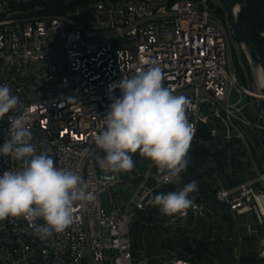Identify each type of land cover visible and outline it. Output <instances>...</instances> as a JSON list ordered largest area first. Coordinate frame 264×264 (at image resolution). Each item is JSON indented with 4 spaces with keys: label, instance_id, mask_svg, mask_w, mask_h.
<instances>
[{
    "label": "built area",
    "instance_id": "obj_1",
    "mask_svg": "<svg viewBox=\"0 0 264 264\" xmlns=\"http://www.w3.org/2000/svg\"><path fill=\"white\" fill-rule=\"evenodd\" d=\"M58 1L0 0V85L22 102L8 115L24 114L37 152L77 172L96 200L77 205L73 224L47 239L25 217L0 221V264H241L251 256L241 246L254 238L264 260V114L226 3L83 0L57 12ZM152 62L162 68L164 86L191 102L189 151L209 144L224 151L226 159L205 164L212 166L216 207L197 184L186 215H164L149 200L173 183H163L139 152L130 172L100 167L106 153L94 136L110 96H120L110 85ZM9 127L7 117L0 120V147ZM21 166L0 155V175ZM107 175L116 179L108 183ZM104 193L111 203L106 216ZM249 214L254 224L238 222ZM220 215L238 235L215 230ZM155 241L158 250L149 246Z\"/></svg>",
    "mask_w": 264,
    "mask_h": 264
},
{
    "label": "clouds",
    "instance_id": "obj_2",
    "mask_svg": "<svg viewBox=\"0 0 264 264\" xmlns=\"http://www.w3.org/2000/svg\"><path fill=\"white\" fill-rule=\"evenodd\" d=\"M164 79L162 68L152 62L145 71L110 85L120 90V96H110L112 102L94 136L95 146L106 153L98 157L102 169L130 172L135 166L132 154L139 152L157 168L163 183L181 182L194 136L186 114L192 105L164 86ZM18 109H23L19 97L7 84L0 85V120L7 117L10 125L0 155L22 164L19 170L0 175V221L25 217L34 234L47 239L65 232L74 222L77 205L93 202L96 196L77 172L55 166L47 151L37 152L24 114L8 115ZM115 179V175L104 177L108 183ZM195 191L193 180L178 191L155 195L149 203L164 215L183 216L194 207L189 194ZM38 219L44 223L36 224Z\"/></svg>",
    "mask_w": 264,
    "mask_h": 264
},
{
    "label": "trees",
    "instance_id": "obj_3",
    "mask_svg": "<svg viewBox=\"0 0 264 264\" xmlns=\"http://www.w3.org/2000/svg\"><path fill=\"white\" fill-rule=\"evenodd\" d=\"M80 1L83 0H59L56 5L58 9L57 12H60L67 7L73 6L74 3ZM243 22L248 39L264 63V8H245L243 12ZM206 129L207 126L201 128V130H204V132ZM187 159L188 165L185 171L181 173L183 180H181L179 184L173 183L168 187L158 190L157 194H167L171 191H178L194 180L199 185L200 191L207 198L208 202L213 207H216L217 204L214 196L215 190L212 188L213 179L210 173L212 166H205V164L214 161L220 163L221 159H226L224 151L216 150L215 146L212 144L200 145L188 152ZM186 245L189 248L191 247V243H186ZM201 246H203V243H199L198 248ZM196 256L199 258L200 254L196 253ZM252 259H254V257L243 255L241 264H247Z\"/></svg>",
    "mask_w": 264,
    "mask_h": 264
},
{
    "label": "water",
    "instance_id": "obj_4",
    "mask_svg": "<svg viewBox=\"0 0 264 264\" xmlns=\"http://www.w3.org/2000/svg\"><path fill=\"white\" fill-rule=\"evenodd\" d=\"M229 7L235 37L241 49L244 61L250 72L254 88L259 91L261 97L257 100V106L264 114V63L247 37L243 12L245 8H264V0H223Z\"/></svg>",
    "mask_w": 264,
    "mask_h": 264
},
{
    "label": "rangeland",
    "instance_id": "obj_5",
    "mask_svg": "<svg viewBox=\"0 0 264 264\" xmlns=\"http://www.w3.org/2000/svg\"><path fill=\"white\" fill-rule=\"evenodd\" d=\"M239 75V80L243 82V77L241 72L239 71L238 73ZM149 186H154V183L151 181ZM102 207H103V215L106 216L109 214L110 209H111V203H110V198L109 195L107 193H104L102 196ZM218 221L220 223V227H215L216 231H219L223 234H227V233H232L235 235H238V230L236 225L234 226L233 224H229V222L227 221V219H225L222 215L219 216ZM238 222L242 225L247 226V224H254L255 223V218L249 214V215H244V216H239L238 217ZM244 228V227H243ZM246 230L243 229V234H246ZM263 234H264V227H263ZM150 239V238H149ZM149 246L153 249H157L161 247V244L157 241H155L154 243H149ZM236 246H239L238 242H236ZM242 249L243 252L245 254H250L252 257H254V259H252L249 263L247 264H264V260L260 259L258 257V253H259V242L256 238L252 239L251 242H246L244 241L242 244Z\"/></svg>",
    "mask_w": 264,
    "mask_h": 264
}]
</instances>
